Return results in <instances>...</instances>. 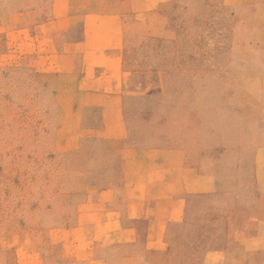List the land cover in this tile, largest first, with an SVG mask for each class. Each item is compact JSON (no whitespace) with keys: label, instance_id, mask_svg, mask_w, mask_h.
I'll list each match as a JSON object with an SVG mask.
<instances>
[{"label":"rangeland","instance_id":"rangeland-1","mask_svg":"<svg viewBox=\"0 0 264 264\" xmlns=\"http://www.w3.org/2000/svg\"><path fill=\"white\" fill-rule=\"evenodd\" d=\"M0 264H264V0H0Z\"/></svg>","mask_w":264,"mask_h":264},{"label":"crops","instance_id":"crops-1","mask_svg":"<svg viewBox=\"0 0 264 264\" xmlns=\"http://www.w3.org/2000/svg\"><path fill=\"white\" fill-rule=\"evenodd\" d=\"M233 0H222V3L223 4H227V5H230L231 4V2H232ZM255 1V0H254ZM242 3V2H241Z\"/></svg>","mask_w":264,"mask_h":264}]
</instances>
